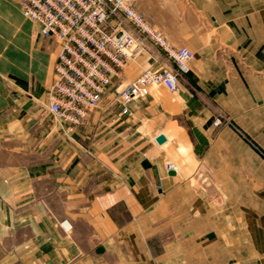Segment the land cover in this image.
<instances>
[{"label":"crops","instance_id":"obj_1","mask_svg":"<svg viewBox=\"0 0 264 264\" xmlns=\"http://www.w3.org/2000/svg\"><path fill=\"white\" fill-rule=\"evenodd\" d=\"M133 6L195 54L179 77L178 104L151 106L152 96L165 101L151 92L126 115L104 93L71 127L46 107L57 43L24 22L18 0H0V264H219L220 256L223 264H264V198L253 204L257 251L235 235L230 213L200 198L245 194V174L264 185L252 147L264 149V0ZM154 49L148 66H174ZM222 118L230 124L213 125ZM171 141L195 162L192 178L213 179L211 188L166 171ZM153 239H161L159 253Z\"/></svg>","mask_w":264,"mask_h":264},{"label":"built area","instance_id":"obj_2","mask_svg":"<svg viewBox=\"0 0 264 264\" xmlns=\"http://www.w3.org/2000/svg\"><path fill=\"white\" fill-rule=\"evenodd\" d=\"M18 5L22 16L37 25L38 33L58 45L46 102L58 121L71 127L83 123L129 60L140 53L154 59L146 43L174 66L147 67L122 85L115 95L121 114H131L130 104L151 95L152 87L164 88L176 101L179 77L189 71L195 54L187 46L173 45L134 8L132 0H18ZM220 123V119L213 121L215 126ZM165 169L177 173L171 160ZM61 225L69 227L66 222Z\"/></svg>","mask_w":264,"mask_h":264},{"label":"rangeland","instance_id":"obj_3","mask_svg":"<svg viewBox=\"0 0 264 264\" xmlns=\"http://www.w3.org/2000/svg\"><path fill=\"white\" fill-rule=\"evenodd\" d=\"M134 0H132L133 2ZM16 18L19 20V15L17 14ZM23 20L25 23H30V20L26 19L23 17ZM147 47L149 46L152 52V56L153 58H155L157 55L155 53V49L150 46L148 43H146ZM148 57V55L146 53H140L139 55H136L134 59L129 60V62L125 65L124 67V71L125 74L124 76L125 81L122 82L120 85L116 86L114 85V87H111L112 89L108 90L107 92L105 91V101L107 103H111V105H115L116 101H115V95H116V91L118 89H120V87L128 82H130L131 80H133L143 69L150 67L148 66V64L146 63V58ZM157 58H161L160 56ZM151 60H153L152 58H150ZM153 68V67H151ZM159 68V67H156ZM155 68V69H156ZM151 92L157 96L158 99H162L165 96V101L163 100H155L154 97L152 96L151 98L154 101H151V106L155 105L156 103H159L162 105V107L165 110H169V107L172 105H176L178 104V99H176V101L172 102L171 101V97L169 95V93L162 87H152L151 88ZM103 99V98H102ZM102 102V101H101ZM117 104V103H116ZM221 123L226 122L229 123L230 121L227 120L226 118H222L220 119ZM147 121L148 119L143 118V122L144 124L147 125ZM230 124V123H229ZM168 127V126H167ZM165 128L164 130H168V128ZM170 139L173 136V133H167L166 134ZM173 141V139H172ZM170 143V145L165 148L167 155L169 156V160H171L172 162H174V164L176 165L177 169L179 170V174L183 175L184 177H189V175L193 172V168L195 167V162L192 161V159H189V155L185 154H179L176 150V144L174 142ZM253 149L255 150V152L257 153V155H259L262 163H264V149L261 147H258L256 144L252 145ZM261 163V164H262ZM264 166V164H263ZM246 175V174H245ZM242 178V180L239 181V189H242L243 192H245V194H234V195H228V196H224V195H210V196H202L200 197L201 200L203 201V203H210L212 204L217 210L218 212L222 213L221 215H224L225 213L227 214H231L233 217L232 219L235 221V235L239 236L241 238V236L246 237L248 239H245V243L249 244V246L252 248L254 247L255 250L257 251L258 248L256 247V244H251L249 241H251V239H256L257 238V234L255 233V235H253V226H255V221H257V211H254V198H258L259 200H263L264 198V185H260L258 183V180L252 175L249 174L246 175ZM191 176V175H190ZM202 179V180H201ZM198 181L194 180L191 177H189L187 180L188 182L192 185V186H200V188H204L207 190V188H211L213 186V179L210 178H201ZM255 193H259L260 195H257ZM243 215V217H242ZM254 224V225H253ZM256 232V231H255ZM224 233L222 234L224 236ZM222 240V239H221ZM221 244V243H220ZM218 245L221 246L219 247V251L222 252L223 251V245ZM153 248L155 253H159L161 251V239H153ZM253 249V248H252ZM251 249V250H252ZM222 257H219L218 263L219 264H223V260L221 259ZM158 262V261H157ZM173 264V263H172Z\"/></svg>","mask_w":264,"mask_h":264},{"label":"water","instance_id":"obj_4","mask_svg":"<svg viewBox=\"0 0 264 264\" xmlns=\"http://www.w3.org/2000/svg\"><path fill=\"white\" fill-rule=\"evenodd\" d=\"M165 140H166V138L163 134H159L155 137V142L159 145L162 144L163 142H165ZM169 174L174 175L175 172L171 170V171H169Z\"/></svg>","mask_w":264,"mask_h":264},{"label":"bare ground","instance_id":"obj_5","mask_svg":"<svg viewBox=\"0 0 264 264\" xmlns=\"http://www.w3.org/2000/svg\"><path fill=\"white\" fill-rule=\"evenodd\" d=\"M177 99H178V97H177Z\"/></svg>","mask_w":264,"mask_h":264}]
</instances>
